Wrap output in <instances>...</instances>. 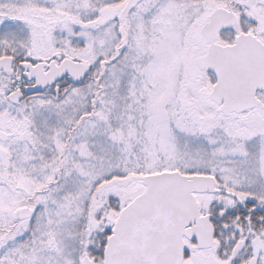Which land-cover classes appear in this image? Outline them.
<instances>
[{
    "label": "snow or ice",
    "instance_id": "6c2138e0",
    "mask_svg": "<svg viewBox=\"0 0 264 264\" xmlns=\"http://www.w3.org/2000/svg\"><path fill=\"white\" fill-rule=\"evenodd\" d=\"M0 264H264V0H0Z\"/></svg>",
    "mask_w": 264,
    "mask_h": 264
}]
</instances>
